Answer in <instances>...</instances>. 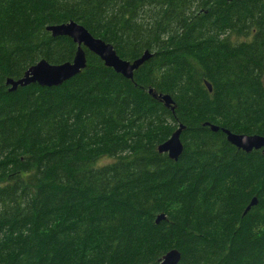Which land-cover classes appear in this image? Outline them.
<instances>
[{
    "label": "trees",
    "instance_id": "1",
    "mask_svg": "<svg viewBox=\"0 0 264 264\" xmlns=\"http://www.w3.org/2000/svg\"><path fill=\"white\" fill-rule=\"evenodd\" d=\"M72 21L153 56L128 80L86 50L61 86L10 92L73 61L47 31ZM206 123L264 137V0H0V264H264V153ZM180 126L175 162L158 147Z\"/></svg>",
    "mask_w": 264,
    "mask_h": 264
},
{
    "label": "water",
    "instance_id": "2",
    "mask_svg": "<svg viewBox=\"0 0 264 264\" xmlns=\"http://www.w3.org/2000/svg\"><path fill=\"white\" fill-rule=\"evenodd\" d=\"M47 31L53 37H68L77 45V52L72 62L63 63L60 65H51L47 61L42 60L32 66L19 80L8 79L7 86L10 87V92L16 91L19 87H27L31 84H37L40 87H58L79 75L87 67L86 50L99 57L106 67L113 69L117 74L122 75L128 80H133L134 72L141 66L147 63L153 56L152 53L146 51L140 58L135 61H126L121 59L114 47L107 44L105 41L92 36L87 29L76 22H69L60 25H51L47 27ZM209 91H212L211 86L206 84ZM149 93L161 101L166 108L174 111L175 103L170 95H157L150 90ZM158 96V97H157ZM205 126L210 127L212 132L222 131L227 141L237 149L251 153L253 151H263L264 153V137L259 135H239L234 134L227 129H221L215 125L206 123ZM184 126H180L175 131L171 138L158 147L160 154H167L168 157L177 162L183 154L184 147L181 142V135ZM257 205L256 198L247 207L248 212L252 207ZM167 219L165 214L157 217L156 223L159 224ZM181 261V253L178 250H171L166 253L160 260L159 264H179Z\"/></svg>",
    "mask_w": 264,
    "mask_h": 264
},
{
    "label": "clouds",
    "instance_id": "3",
    "mask_svg": "<svg viewBox=\"0 0 264 264\" xmlns=\"http://www.w3.org/2000/svg\"><path fill=\"white\" fill-rule=\"evenodd\" d=\"M261 231H264V226H261Z\"/></svg>",
    "mask_w": 264,
    "mask_h": 264
}]
</instances>
